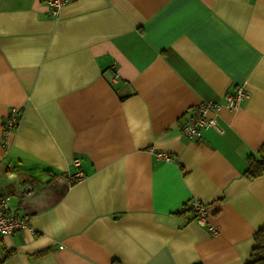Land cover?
Here are the masks:
<instances>
[{
    "label": "crops",
    "instance_id": "0c3cea01",
    "mask_svg": "<svg viewBox=\"0 0 264 264\" xmlns=\"http://www.w3.org/2000/svg\"><path fill=\"white\" fill-rule=\"evenodd\" d=\"M238 84L215 127L181 135ZM261 146L264 0H69L56 19L0 0V196L30 227L0 238V264H247L264 176L243 172ZM192 199L207 226L180 214Z\"/></svg>",
    "mask_w": 264,
    "mask_h": 264
},
{
    "label": "built area",
    "instance_id": "2783aa9c",
    "mask_svg": "<svg viewBox=\"0 0 264 264\" xmlns=\"http://www.w3.org/2000/svg\"><path fill=\"white\" fill-rule=\"evenodd\" d=\"M48 9L49 15L56 19L59 16V11L63 5L69 0H42ZM246 98V92L243 89V84L236 85L231 91H227L222 101H201L194 105L187 115L186 122L180 129L181 135L192 140L194 138L201 139L203 131L208 128L215 127V117L221 107L233 109L237 107L241 100ZM21 117V108L9 107L1 120V147L7 149L9 147L11 136L15 132ZM156 156L165 162L172 161V158L165 153H157ZM80 159L75 157L72 160V165L79 166ZM83 177L81 170H78L72 179ZM29 185L22 187V192L29 193L31 191ZM10 196H0V238L11 236L23 229H30L29 221L26 217H18L14 214L13 208L10 206ZM184 208L192 214V220L199 226H207L208 210L206 206L196 199H192L185 203ZM213 234L217 230L213 227H208ZM32 230V229H31Z\"/></svg>",
    "mask_w": 264,
    "mask_h": 264
},
{
    "label": "trees",
    "instance_id": "16d2710c",
    "mask_svg": "<svg viewBox=\"0 0 264 264\" xmlns=\"http://www.w3.org/2000/svg\"><path fill=\"white\" fill-rule=\"evenodd\" d=\"M243 175L249 179L264 176V146H261L257 150L256 157H247ZM187 212L190 211L184 209L180 214L183 215ZM253 240L255 246L251 250V261L247 264H264V227H261L254 233Z\"/></svg>",
    "mask_w": 264,
    "mask_h": 264
}]
</instances>
